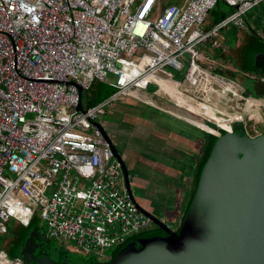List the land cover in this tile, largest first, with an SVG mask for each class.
<instances>
[{
  "label": "built area",
  "instance_id": "2783aa9c",
  "mask_svg": "<svg viewBox=\"0 0 264 264\" xmlns=\"http://www.w3.org/2000/svg\"><path fill=\"white\" fill-rule=\"evenodd\" d=\"M220 1L236 11L206 29ZM262 3L187 0L161 11L162 0H0V236L12 219L28 226L35 215L17 194L38 207L50 239L74 241L101 262L112 258L107 249L151 229L154 222L131 198L98 118L117 98L142 100L137 89L163 80L161 72L179 89L191 85L180 92L185 97L244 99L214 64L204 67L203 51L218 50L215 35L232 23L249 30L243 17ZM168 68H186L184 82ZM96 82L116 91L80 110V89L90 91ZM0 264L23 263L0 250Z\"/></svg>",
  "mask_w": 264,
  "mask_h": 264
},
{
  "label": "water",
  "instance_id": "95a60500",
  "mask_svg": "<svg viewBox=\"0 0 264 264\" xmlns=\"http://www.w3.org/2000/svg\"><path fill=\"white\" fill-rule=\"evenodd\" d=\"M221 18L220 22L225 16ZM260 47L251 65L264 74V46ZM80 98L79 109L84 110L82 89ZM96 126L121 163L131 198L159 228L154 235L128 240L104 264H264V134L250 137L233 130L213 135L196 189L175 231L137 203L123 156L102 124ZM40 232L47 234L36 229L23 244L20 260L70 264L67 255L58 260L48 250L37 257Z\"/></svg>",
  "mask_w": 264,
  "mask_h": 264
},
{
  "label": "rangeland",
  "instance_id": "374dc122",
  "mask_svg": "<svg viewBox=\"0 0 264 264\" xmlns=\"http://www.w3.org/2000/svg\"><path fill=\"white\" fill-rule=\"evenodd\" d=\"M173 1L174 3H177V5L181 4L178 2L180 0H162L161 11L166 8L167 4H171ZM233 11L234 8L229 6L227 3L220 1L215 9L210 13L208 18L209 25L211 26L213 24V27L215 22L222 19V16H229ZM243 21L247 27L250 28L249 30L255 34L253 35L250 33V31H245L244 29H241L232 23L228 27L223 28L220 33L215 35L216 40L221 46L216 51L223 52V50L225 51L226 49H230L232 51L231 61H226L227 63H221L222 69L228 75L226 79L231 81L233 77L232 82L241 87L245 92L246 90H249L251 92L250 98L258 105L251 106L249 103L250 100L244 99L246 100V103L244 106H242V104H244L242 101L243 99L234 95H223L221 98H217L215 95L216 100L212 96L208 95V100L202 97L196 98L192 94L186 93V101L188 103L196 104V102L193 100L194 98L201 104L205 105L203 106L204 108L199 111H203V114L206 112V116L209 117H214L212 113L217 114L219 112L217 108L212 107L214 104H217L219 107L226 110H234L236 108L239 110V116L246 117V123L238 126L234 125V130H240L241 133L245 132L246 135L254 137L262 134L264 131V99L262 97H257L258 94L256 93V84L260 83V75L247 76L245 73L243 74L241 71L243 67H241V64L237 60V56L238 50L241 47L239 51H242L241 54H244L245 57H249L251 65V61L254 60L253 57H255L254 54L260 50V46L264 45V3L251 9L243 17ZM205 28L207 29L206 25ZM247 36H249V38L254 37V40L248 39ZM203 56H206V51H203ZM233 64L236 65V67H239L240 71L237 72L234 69ZM204 67L207 68L205 65ZM167 70L170 72L173 71L175 78L184 82L183 77L186 72V68L183 72H177L170 68ZM244 70H249V66ZM159 77L163 78V80H169L168 75L162 72L159 74ZM190 87L191 85L185 82V84H183V86L178 89V92L185 93L184 91H187L186 88ZM171 90L174 93H177V90L172 84H170L168 87H163L161 80L155 78L151 81L147 89H137V94L142 100L131 97L117 98L116 101L104 109V115L98 118V122L102 124L104 129L107 131L108 135L115 144V147L123 156L130 170L131 185L135 200L143 209L146 211L149 210V212L155 217H159L163 214L161 204L164 200H161V196L164 198L166 196H170V189L173 186L174 180L171 178V172L168 176L160 175L159 171L156 174H153L151 171L143 169V166L138 163L140 162L139 160L141 153L148 148V141L145 140L149 139L151 136L150 133L155 132V128L164 131H166V128H168L173 136H179L182 132L186 133L190 137V141L180 137H177L175 141L176 147L181 151H184L185 148L188 149L190 142L195 141L194 138L200 140V150L203 152L206 151L211 142L208 134L193 130L176 120L169 119L166 115L158 114L157 111L152 109V104L147 102V100L150 99L153 104L157 105V99H159L158 96L163 93H166V97L169 99V101H171L174 95L171 94ZM114 91L115 90L109 84L96 82L90 91L83 92L84 107L87 108L90 103L92 105H96L99 102L105 101L109 97H112ZM206 108L208 111H205ZM209 108H212V111H209ZM193 109L197 110V108L194 107ZM223 112L226 113L225 111ZM182 117H185V119H188V117L192 118L191 116L185 114L182 115ZM195 119L197 118L195 117ZM209 126L214 127L213 124H210ZM210 129L212 130V133L214 130L212 128ZM165 139L166 137L163 135L160 140L165 142ZM132 151H135L136 154H134ZM171 152L176 153L175 151ZM179 152L180 151H178V153ZM173 165H175V162H173L170 166L173 167ZM8 177L13 178V175L9 174ZM151 182H154V185L148 187ZM48 194L50 195V193ZM16 197H20L22 202L32 205L35 208V215L30 216V223L28 226L24 225L18 219H12L10 223H8V232L0 236V250L4 251L8 255L9 260L20 259L19 254L23 244L36 229L47 231V224L42 219L41 213L38 211V207L35 205V203L20 194H17ZM171 213L175 214V216L177 214V212L174 211ZM170 226L173 230H178L181 225L177 224V221H174V224H170ZM156 232L159 233V228L154 225L151 229L147 230L141 235H154ZM12 237L13 243L12 241L10 242ZM138 237L139 236L132 237L130 240L136 239ZM17 238H21L22 245L21 247L17 246L14 248V240ZM50 240H52L53 243L59 245L65 254L68 255L69 259H71V264H102L99 258L93 253L85 254L82 252L74 241L66 240L64 243H60L54 239ZM116 249L117 247L107 249V256H114Z\"/></svg>",
  "mask_w": 264,
  "mask_h": 264
},
{
  "label": "crops",
  "instance_id": "0c3cea01",
  "mask_svg": "<svg viewBox=\"0 0 264 264\" xmlns=\"http://www.w3.org/2000/svg\"><path fill=\"white\" fill-rule=\"evenodd\" d=\"M186 1L187 0L178 1L179 3H181L180 5H177V3H174V1L171 4H174L177 6H183L184 3H186ZM212 25L210 26L209 22L207 21V23H206L207 29L212 28ZM214 25H216V24H214ZM248 29H250V28H248ZM245 31H250V30H245ZM250 33L253 34V32H251V31H250ZM247 38L250 39L249 36H247ZM240 49H241V47H240ZM248 49H249V47H248ZM239 50H238L237 60L241 64V67L246 69L249 66V68H250V63L248 61V57H245L244 54H241L242 51H239ZM231 55H232V51L230 49H226L225 51L223 50V52L216 51V50L211 51L210 45H208V47L206 49V56H204V60L208 59L209 61H205L204 65L206 67H208L209 64H214L216 67L215 71L218 70V71L223 73L224 70L221 67L222 66L221 63H227L226 61H231ZM210 60L214 61L215 63L214 62L211 63ZM233 66L237 72L240 71L239 67H236V65H234V64H233ZM243 68H242V70L245 71ZM243 74H244V72H243ZM219 75H221V74H219ZM245 75L250 76L248 74H245ZM222 76L227 77L225 75H222ZM165 81L168 82L169 84L173 85V87L177 90L176 94H178V95L180 94V92H178L179 87L177 86L176 83L169 81V80L168 81L165 80ZM231 81H233V78L231 79ZM235 87L238 91L242 92L243 95L246 94V92L241 87H239L238 85L235 84ZM258 89H260V90L258 91ZM256 91H258V93L260 91H262L264 93V78H262L260 80V83L256 84ZM180 95L183 96L185 99L187 98L182 94H180ZM181 96H178V97L182 98ZM210 96H212L215 99V95H210ZM158 97H159V99H157V105L160 106L163 109V111L152 108L153 110L157 111L158 114L166 115L171 120H176L179 123L186 125L193 130H197V131H200L204 134L209 135V133H207L206 131H203L202 129H199L196 126H194L193 124H191V122H194L197 125L203 126L205 120L200 118L203 115V113L202 114H195V115L186 114L187 113L186 111H188L189 109L191 111H193L194 110L193 107L197 108V110H195V111L201 112L199 110H202L204 108L203 106H205V105L198 104V103H196V104L188 103L187 101L180 102L174 96H173L172 100L169 101V99L166 97V93H163V94H161V96H158ZM248 100H250L249 103L251 104V106L258 105L257 103H254L250 97H248ZM168 102H170V103H168ZM211 106H209V107H211ZM212 107H215L218 109L219 112L217 113V115L219 117L224 116V118H225V121L223 123H220V122H217V120L213 117L214 121H212L211 124H213L216 127H218V125H222L225 129L230 130L231 127L233 129L234 125L238 126V125H241L243 123H246V117L245 116L243 117L245 119L243 122H235L233 124L231 123V122L235 121L236 117H240L238 115L239 110H237L236 108L234 110L233 109L232 110H226L224 108L219 107L217 104H214ZM205 111H208V109L206 108ZM223 111H225L226 113H224ZM175 114L178 115L179 118ZM184 114L191 116L192 119L191 118L185 119V117H182V115H184ZM204 115H206V112H204ZM195 117L197 119H195ZM210 118H212V116ZM189 121H191V122H189ZM205 123H207V122H205ZM229 123H231V124H229ZM166 129L167 130L164 131V130H158L157 128H155V132L150 133L151 136L149 137V139L145 140V141H148V144H149L148 148H147V150H144L141 153V157L139 160L140 162H138V163H140V165L143 166L142 167L143 169H147V170L151 171V173H153V174H156L159 171L160 175L168 176L171 172V178L174 180L173 186L170 189V196H166L165 198L163 196H161V200H164L161 204V209L163 211V214L161 216H159L158 218L159 219L165 218L169 224L174 223V221H177V224H180L182 221L183 215L185 213V210L188 206V202L190 201V198H191V195L193 192L192 191L193 180H194V177L196 176V174L198 172L199 164H200V161L202 159L204 152L202 150H200L201 142L197 138H194V140H195L194 142H190V146L188 149L185 148L184 151L179 150L175 145V141H176L177 137L184 138L186 140H189L190 137L184 132H182V133L179 132L181 134L179 136H173L170 133V130L168 128H166ZM163 135H165V137H166L165 142H162L160 140ZM151 139H153V140H151ZM137 145H138V143H137ZM171 151H175L176 153H172ZM178 151H180V152L178 153ZM132 152L134 154H136L135 151H132ZM173 162H175V165H173V167H171L170 165ZM177 173H178V175H177ZM153 185H154V182H151L148 185V187H151ZM176 199H177V203H176ZM147 211L149 212V210H147ZM172 211L177 212L176 216H175V214L171 213ZM12 240H13V237L10 239V242ZM13 258H16V257H13Z\"/></svg>",
  "mask_w": 264,
  "mask_h": 264
},
{
  "label": "flooded vegetation",
  "instance_id": "af4514ba",
  "mask_svg": "<svg viewBox=\"0 0 264 264\" xmlns=\"http://www.w3.org/2000/svg\"><path fill=\"white\" fill-rule=\"evenodd\" d=\"M178 100H181L182 102H185L186 101V99L182 96V98H177ZM244 99H246V100H248V98H246V97H244ZM212 120L214 121V118L212 117ZM189 122H191V121H189ZM205 122H207V121H205ZM211 122L212 121H210L209 123L207 122V124H203V126H200V125H197L196 123H193V122H191V124H193V125H197V126H199L200 128H202V129H204L205 128V130H207L206 132L207 133H209V134H211V135H214L215 133H211V129L210 128H212L213 130H215V131H217L218 133L219 132H223V131H228V129H225L224 127L222 128V129H220V128H218V127H216V126H214V127H211V126H209L210 124H211ZM234 130V127H233V129H232V131ZM261 135V134H260ZM259 136V135H258ZM254 137H256V136H254ZM162 220H164V221H166V219L164 218V219H162ZM166 223L167 224H169L167 221H166ZM174 223H172V225H173ZM155 225V224H154ZM153 225V226H154ZM170 225V224H169ZM152 226V227H153ZM176 231V230H175ZM47 233V232H46ZM12 243H13V241H12ZM37 247H36V255H37V257L39 258L40 256H41V254H42V252H44L45 250H48L49 251V256H51L52 258H56V259H61V257H63V256H65L66 254H65V252L60 248V246L59 245H57V244H55V243H53V241L52 240H50V238L47 236V234H44V233H42V232H40L38 235H37ZM21 245H22V240H21V238H17L15 241H14V244H13V246H14V248H16L17 246H19V247H21ZM58 254V255H57ZM67 257H68V255H67ZM69 262H70V264H71V259H69V257H68V259H67ZM108 262V261H107ZM22 263L23 264H25L23 261H22ZM102 264H104V263H106V262H101ZM34 264H35V262H34Z\"/></svg>",
  "mask_w": 264,
  "mask_h": 264
},
{
  "label": "trees",
  "instance_id": "16d2710c",
  "mask_svg": "<svg viewBox=\"0 0 264 264\" xmlns=\"http://www.w3.org/2000/svg\"><path fill=\"white\" fill-rule=\"evenodd\" d=\"M233 8V7H232ZM236 11V9L234 8V11L232 12V14L234 13ZM231 14V15H232ZM230 16V15H229ZM229 16H226V17H229ZM225 17V18H226ZM220 22V20L219 21H217V22H215L214 24H218ZM250 39H252V40H254V37H252V38H250ZM260 44H262V43H260ZM263 45V44H262ZM264 46V45H263ZM248 61H249V63H250V59H249V57H248ZM243 71V70H242ZM245 74H248V75H250V76H255V75H260L259 76V78H260V80L262 79V78H264V74L261 72V71H259V70H255V69H253V67H252V65H250V68H249V70H245V71H243ZM216 73H218V74H221V75H225V76H228L227 74H226V72H220V71H218V70H216ZM231 76V75H230ZM233 78V77H232ZM94 86V85H93ZM260 89H258V91H259ZM258 91L256 92L257 94H258V96L257 97H262V98H264V93L262 92V91H260L259 93H258ZM250 95H251V92L249 91V90H247L246 91V94L244 95V97H246V98H248V97H250ZM243 101V103L244 104H242V106H244L245 105V103H246V100H242ZM90 103V102H89ZM99 103H101V102H99ZM98 103V104H99ZM97 105V104H96ZM96 105H92L91 103L89 104V106L87 107V108H85V109H89V108H92V107H94V106H96ZM83 106H84V103H83ZM213 114V116H214V118L217 120V122H222L223 120H224V117H219L217 114H215V113H212ZM242 134L243 135H246L245 134V132H242ZM262 134H264V131L262 132ZM261 134V135H262ZM209 137H210V139L212 140V139H214V136L213 135H211V134H209ZM257 137V136H256ZM212 142V141H211ZM211 142H210V145H209V147L206 149V151L203 153V156H202V159H201V161H200V164H199V168H198V172H197V174H196V176L194 177V180H193V185H192V195H193V193H194V191H195V189H196V185H197V180H198V177H199V171H200V169H201V167H202V165H203V163H204V161L206 160V158H207V153H208V151H209V148H210V146H212V144H211ZM189 203V202H188ZM118 249V248H117ZM117 249H116V251H115V253H114V255L116 254V252H117Z\"/></svg>",
  "mask_w": 264,
  "mask_h": 264
},
{
  "label": "bare ground",
  "instance_id": "6f19581e",
  "mask_svg": "<svg viewBox=\"0 0 264 264\" xmlns=\"http://www.w3.org/2000/svg\"><path fill=\"white\" fill-rule=\"evenodd\" d=\"M161 82H162V85H163V87H168L170 84L168 83V82H166L165 80H161ZM171 92V94H174L173 96L174 97H176V98H179L178 96H181L180 94L178 95V94H176V93H174L172 90L170 91ZM178 101H180V102H182L181 100H178ZM209 111H212V108H209ZM188 118H190V117H188ZM192 119V118H191ZM225 121V118H224V120L222 121V122H220V123H223ZM233 123H235V122H233ZM232 123V124H233ZM204 125H205V123H204ZM194 126H196L197 128H200L199 126H197V125H194ZM212 133H217V131H213Z\"/></svg>",
  "mask_w": 264,
  "mask_h": 264
}]
</instances>
